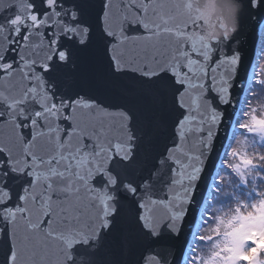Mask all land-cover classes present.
<instances>
[{"label": "snow or ice", "instance_id": "obj_1", "mask_svg": "<svg viewBox=\"0 0 264 264\" xmlns=\"http://www.w3.org/2000/svg\"><path fill=\"white\" fill-rule=\"evenodd\" d=\"M0 264H264V0H0Z\"/></svg>", "mask_w": 264, "mask_h": 264}, {"label": "water", "instance_id": "obj_2", "mask_svg": "<svg viewBox=\"0 0 264 264\" xmlns=\"http://www.w3.org/2000/svg\"><path fill=\"white\" fill-rule=\"evenodd\" d=\"M245 35L247 36V39H248V44L245 50H246V53L250 55L251 57V55L254 53V50H255L256 41H252V36L250 33H245Z\"/></svg>", "mask_w": 264, "mask_h": 264}]
</instances>
